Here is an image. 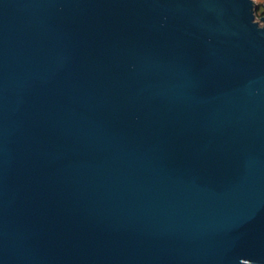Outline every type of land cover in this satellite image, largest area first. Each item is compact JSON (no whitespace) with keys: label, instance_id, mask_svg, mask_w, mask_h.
Returning a JSON list of instances; mask_svg holds the SVG:
<instances>
[{"label":"water","instance_id":"95a60500","mask_svg":"<svg viewBox=\"0 0 264 264\" xmlns=\"http://www.w3.org/2000/svg\"><path fill=\"white\" fill-rule=\"evenodd\" d=\"M256 0H0V264H264Z\"/></svg>","mask_w":264,"mask_h":264},{"label":"rangeland","instance_id":"374dc122","mask_svg":"<svg viewBox=\"0 0 264 264\" xmlns=\"http://www.w3.org/2000/svg\"><path fill=\"white\" fill-rule=\"evenodd\" d=\"M257 8H256V17L260 19V15L264 12V0H256Z\"/></svg>","mask_w":264,"mask_h":264}]
</instances>
